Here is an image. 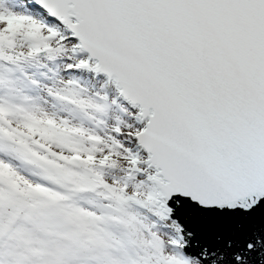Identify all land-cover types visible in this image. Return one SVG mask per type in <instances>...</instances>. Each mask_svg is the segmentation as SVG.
Here are the masks:
<instances>
[{"label": "snow or ice", "instance_id": "6c2138e0", "mask_svg": "<svg viewBox=\"0 0 264 264\" xmlns=\"http://www.w3.org/2000/svg\"><path fill=\"white\" fill-rule=\"evenodd\" d=\"M0 264H264V0H0Z\"/></svg>", "mask_w": 264, "mask_h": 264}]
</instances>
